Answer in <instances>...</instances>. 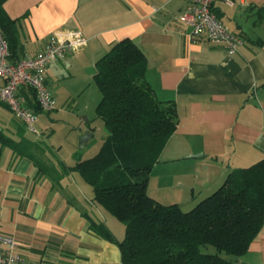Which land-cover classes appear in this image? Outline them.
<instances>
[{
    "label": "crops",
    "instance_id": "obj_1",
    "mask_svg": "<svg viewBox=\"0 0 264 264\" xmlns=\"http://www.w3.org/2000/svg\"><path fill=\"white\" fill-rule=\"evenodd\" d=\"M189 4L190 0L4 3L8 16L18 21L19 48L17 60L11 55L13 61L37 55L56 34L80 31L88 39L82 52L68 55L47 70L48 85L58 105L68 104L73 88L94 80L96 63L113 44L131 39L144 51L150 85L161 101L175 104L180 118L176 133L153 169L148 193L158 202L178 204L184 211L218 190L229 173L264 159V47L255 44L264 42V0H236L234 7L215 4L217 16L245 40L233 56L223 44L190 40L191 27L184 19ZM23 94L36 104L32 92ZM51 113L39 112V118ZM14 124L25 130L0 103V130L19 140ZM95 129L88 121L83 123L78 137L90 133L86 147ZM50 135L42 133L32 140L39 144L36 155L50 167L61 170L97 154L83 158L76 151L73 164L61 158L53 160L50 155L60 157L63 148L45 146ZM38 172L29 159L8 147L3 149L0 231L16 238L26 264H124L119 246L91 229L86 215L106 223L122 240L105 210L94 203L89 192L92 187L84 179L85 184L80 182L76 172L59 180L55 177L57 181L53 176L38 179ZM236 264H264V227Z\"/></svg>",
    "mask_w": 264,
    "mask_h": 264
},
{
    "label": "trees",
    "instance_id": "obj_2",
    "mask_svg": "<svg viewBox=\"0 0 264 264\" xmlns=\"http://www.w3.org/2000/svg\"><path fill=\"white\" fill-rule=\"evenodd\" d=\"M5 1L0 0V29L17 60L18 21L6 13ZM255 44L264 47L261 40ZM147 67L146 54L131 39L113 44L96 63L94 81L102 94L96 114L108 136L94 157L59 170L36 155L39 144L25 130L19 140L0 130V165L8 147L38 167V179L57 181L78 172L92 187L94 203L125 226V237L118 240L106 223L86 215L97 235L119 246L124 264H236L263 231L264 159L229 173L218 190L189 211L152 198L151 174L180 118L173 102L157 97ZM29 105L40 112L32 101ZM207 246L216 253L204 252Z\"/></svg>",
    "mask_w": 264,
    "mask_h": 264
},
{
    "label": "built area",
    "instance_id": "obj_3",
    "mask_svg": "<svg viewBox=\"0 0 264 264\" xmlns=\"http://www.w3.org/2000/svg\"><path fill=\"white\" fill-rule=\"evenodd\" d=\"M216 3L234 7L236 0H190L184 14L191 27L190 40L196 43L206 39L223 44L231 56L236 55L245 45V40L217 16L214 11ZM87 45L88 39L80 31H71L65 36L56 34L37 55L13 61L9 42L0 29V103L9 108L26 131L40 135L37 128L39 112L29 105L23 92L34 94L40 112H53L56 102L47 81L49 66L68 55L82 52ZM0 264H26L16 238L1 231Z\"/></svg>",
    "mask_w": 264,
    "mask_h": 264
},
{
    "label": "rangeland",
    "instance_id": "obj_4",
    "mask_svg": "<svg viewBox=\"0 0 264 264\" xmlns=\"http://www.w3.org/2000/svg\"><path fill=\"white\" fill-rule=\"evenodd\" d=\"M64 74L65 77H68L67 72ZM84 75L85 74L82 73L81 77H84ZM65 81H68V79L63 80V83ZM71 93H73V96L70 98L68 104L58 105L56 102V108L58 107V110L51 114H44L39 118L40 120L37 123V128L40 135L25 131V136L31 140H35L39 138L42 133H46L48 136L51 134L50 140H47V138L46 141L44 140L45 146L53 144L57 148L62 147L63 151L60 157L59 155H50V158L53 160H59L61 158L73 164L75 163L76 151L81 152L83 158H89L98 153L106 136H108V131L104 121L99 119L96 114V107L102 98V94L94 80H91V83L87 80V82L80 85V87L73 88ZM6 114L10 116V119L13 121V117L8 111H6ZM86 121L96 128L94 131V138L90 140L87 147L82 145V138L86 136V134L78 137V133L82 131L81 127ZM14 130L20 133L21 129L18 124H14ZM75 176L80 182L85 184L78 172L75 173ZM89 192L90 195L94 197L93 190L90 189ZM106 212L105 210V214L107 217L109 216V223L112 229L117 232L120 239H123L121 237L125 236V226ZM203 251L216 253V249L211 246L204 247Z\"/></svg>",
    "mask_w": 264,
    "mask_h": 264
},
{
    "label": "water",
    "instance_id": "obj_5",
    "mask_svg": "<svg viewBox=\"0 0 264 264\" xmlns=\"http://www.w3.org/2000/svg\"><path fill=\"white\" fill-rule=\"evenodd\" d=\"M89 136H90V133H87L86 136H84V137L82 138V142H83L82 145H83V146L85 145V143H86V141L88 140Z\"/></svg>",
    "mask_w": 264,
    "mask_h": 264
}]
</instances>
